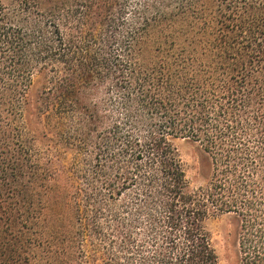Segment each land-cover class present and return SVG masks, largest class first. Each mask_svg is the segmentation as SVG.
<instances>
[{
	"label": "trees",
	"instance_id": "1",
	"mask_svg": "<svg viewBox=\"0 0 264 264\" xmlns=\"http://www.w3.org/2000/svg\"><path fill=\"white\" fill-rule=\"evenodd\" d=\"M224 215L264 264V0L0 2V264H220Z\"/></svg>",
	"mask_w": 264,
	"mask_h": 264
},
{
	"label": "rangeland",
	"instance_id": "2",
	"mask_svg": "<svg viewBox=\"0 0 264 264\" xmlns=\"http://www.w3.org/2000/svg\"><path fill=\"white\" fill-rule=\"evenodd\" d=\"M11 1L0 0L3 4H8ZM175 144L178 147L191 185L197 187L205 183L208 170L203 169L204 155L201 149L195 143L186 139H177ZM208 227L212 231L220 255V264H236L235 222L229 216L224 215L210 220Z\"/></svg>",
	"mask_w": 264,
	"mask_h": 264
}]
</instances>
